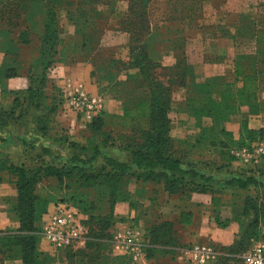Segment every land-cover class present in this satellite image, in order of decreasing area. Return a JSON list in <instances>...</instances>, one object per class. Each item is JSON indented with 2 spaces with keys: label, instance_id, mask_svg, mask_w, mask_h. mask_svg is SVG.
Segmentation results:
<instances>
[{
  "label": "rangeland",
  "instance_id": "1",
  "mask_svg": "<svg viewBox=\"0 0 264 264\" xmlns=\"http://www.w3.org/2000/svg\"><path fill=\"white\" fill-rule=\"evenodd\" d=\"M12 1L0 0V7ZM15 1L17 4L20 0ZM81 2L77 5L76 0H71L68 10L64 6L55 10L52 26L56 32V39L50 40L53 44L50 45L49 52L46 50L49 46L47 42L49 38L47 37L45 42L43 38V42H40L42 20L39 16H30L33 23L31 30L25 35L26 43H21L18 35L30 20L25 21L23 25L21 22L24 20V15H22L19 20H14L17 23L15 27L0 21V71L5 64L14 61L13 66L19 69L21 74L10 78L26 79L24 71L32 59H35L32 67L35 65L36 73L39 74L42 67L40 49L43 56L53 54V59L60 61L50 63L48 70L60 63L90 67L92 85H95L93 89H85L83 84H77L76 87L80 85L84 93L99 101L100 110L95 116L101 115L99 128L109 135L105 153L119 161H125L129 157L124 146L130 138L141 141V132L138 130H142L143 124L136 125L132 121L122 119L121 114L105 112L101 98L110 96L121 99V97L142 96L147 95L152 88L168 87L164 88L165 92L168 90L169 99L167 116L171 122L176 121L178 125L180 123V128L184 130V138L172 139L171 149L185 162L195 163L198 169L214 177L217 184H213V188L219 195L221 194L223 200V203L220 202L214 210L215 213L210 215L213 225L221 234L215 235L214 241L201 238L196 243L205 245L211 243L209 246L218 258L214 264H240L239 255L247 249L256 232L264 231V184L256 187V190H249L250 194H248L249 191L235 190L226 186L224 181L233 175H246L248 171L256 172L255 176L259 179L264 178V173H259L264 169V131L259 135L242 131L238 136L236 135L237 137L217 135L218 123H213L214 121L209 117L202 119L198 115L195 117L193 111L185 108L184 102L190 97L202 100L216 95V92L206 94L202 91L201 84L209 78L202 80L201 72L195 69L204 57L208 59L207 57L212 54L207 47L204 48L205 52H201V35L210 38L218 33L234 34L236 36L234 56L239 54L250 56L256 53L255 59L246 62L247 67L264 70V53H261L264 51H258L257 45L258 30L264 28L260 24L264 20V0H203L200 8L194 5L193 0H81ZM6 8L1 7V12L7 10ZM238 9L240 12H235ZM204 40L207 42L208 39ZM170 57L173 59L172 65L167 64ZM186 59L190 66L185 73H182L183 82H179ZM153 62L159 63V66H153ZM141 67H145L146 70L142 71ZM207 69L210 67L207 66ZM139 72L140 78L144 79L142 87L136 86L140 78L137 76L135 79L132 78L134 73ZM142 75H145V78ZM27 83L26 79V88ZM146 83L150 85V89H146ZM151 83H157L159 86ZM0 85L2 87V82ZM26 88L9 92L10 100L15 97L19 99L17 105L12 102L16 107L12 112L13 117L20 115L19 121H25L27 126L30 124V117L35 118V126L37 124L40 128H47L48 132L52 129L53 131L48 136L51 142L46 144V147H42L41 144L32 145L27 140H23L24 138L20 140L18 136L21 148L14 152L16 164H22L29 171L41 175L42 169L47 165L53 164L57 167L66 165L72 154L86 158L87 153L77 150L67 152L66 149L55 147L54 141L61 137L62 133H54V131L57 129L64 132L74 129L73 137L79 147L86 143L87 137L93 132V128H88V125L94 116L88 118L84 113H75L62 103V109H58L54 115L51 113L48 120L47 109L52 106L51 93L56 94L55 87L45 80L46 92L42 98L37 94L32 106L24 98L23 92ZM2 96L1 106H3ZM261 98L264 99V93L261 94ZM37 102L41 104L38 107L40 116L33 111ZM3 107L1 109H4ZM58 113L60 116L62 113L71 114L73 124L68 120L57 118ZM201 133H203L202 137H200ZM0 143L6 144L7 140L0 138ZM257 147L262 149L259 153H255ZM101 162L99 158L92 165L86 166L85 174H91V169L99 170ZM3 178L5 179L4 176ZM8 179L14 178L8 176ZM117 185H120V193L125 198L112 205L117 221L95 240L94 232L91 231L93 224L90 223L92 215L90 213L100 208L102 213L107 210L106 203L95 197V185H91L88 180L77 178L60 179L43 176L39 179L33 193L47 201L44 212L36 222L39 238L41 222L45 215L65 204L77 210L80 222L86 230L80 242L65 250L60 249L52 253L55 257L53 263H50L48 256H45V252H51L48 246L44 245L42 249L39 240L37 249L42 253L43 264H120L121 260L130 264L127 255L121 249V243H118L121 237L117 235L119 229L115 225L126 219L128 223L125 229L136 227L142 232L144 229L142 220L148 215V201H140L135 194L140 191L153 198L161 194L162 187L153 182L137 181L135 177L129 175L124 176L120 182L116 181V187H110V190L115 191ZM124 206L129 216L119 217V210L122 211ZM139 209L141 213L137 215ZM131 210H137L134 216H131ZM169 233L172 237L177 236L182 239L186 232L173 225ZM140 261L143 260L135 264ZM15 264H21L18 257Z\"/></svg>",
  "mask_w": 264,
  "mask_h": 264
},
{
  "label": "trees",
  "instance_id": "2",
  "mask_svg": "<svg viewBox=\"0 0 264 264\" xmlns=\"http://www.w3.org/2000/svg\"><path fill=\"white\" fill-rule=\"evenodd\" d=\"M69 1L71 0H20L15 4L16 1L13 0L10 4H6V6L1 5L2 9L4 7L9 8H6L7 10H2V12L0 10V21H5L8 26L15 27L17 23L14 20H19L22 15H24V20L21 22L23 25L25 24V21L28 22L30 20L27 25L24 26V29H21L22 31H20V34L18 35V40H20L21 43H26L24 40L26 37L25 35H27V31L31 30V24L33 23L31 20L32 17L30 18V16H39L42 20L40 26V42H43V38L44 42L47 37L49 38L47 41L49 46L46 48L49 52L51 51L50 45L53 44L50 43V40L56 39V32L52 26V20L55 17V10L60 6H64L66 7V10H68ZM202 1L203 0H193L194 5H197L198 8H200V3ZM81 3V0H76L77 5ZM16 8H18L17 11ZM260 24L264 26V20H262ZM258 34V51H264V49H261L264 48L261 47L264 45V28L259 29ZM233 36L236 38L234 34ZM44 45L46 46V43H44ZM41 50L42 49H40L39 56L42 59V63L40 64L42 66L41 72L37 74L35 70L36 66L34 65L32 67V63L35 59H32L31 63L27 66V69L24 71L28 83L23 94L27 103L31 106L33 105V100L37 94L38 97L42 98L43 94L46 92L45 80L48 81L47 70L50 63L60 62L57 59H53V54L43 56ZM255 56L256 53L255 55L250 56L239 54L234 57L235 78L241 83L239 90L230 83L222 82L215 77H211L212 79L209 78L208 81L202 83L200 88L202 91H205L204 93L206 94L216 92L219 98H215L214 95H212V98H204L202 100L197 97H190L184 102L185 108L193 111L195 117H197V115L198 117L200 116L199 118L201 119L209 117L214 121L213 123H218L216 126L218 132L217 135L225 134L227 136H232L230 133L220 129L219 125L221 122L230 119L231 116L239 110L240 106L248 105L264 107V99H262L261 96H259V99L257 98L258 88L262 87V89H264V70H254V67H251L250 69L246 64L247 61L255 59ZM148 62L150 61L148 60ZM13 65L14 61L5 64L2 71L4 78H10L21 74L19 69ZM153 66H159V63L153 62ZM189 66L190 65L187 61L186 63H183V72H181V76H179V78H181L179 82H183L182 73H185V70L189 69ZM141 69L142 71L146 70L145 67H141ZM140 75V72L136 74L134 73L132 78L135 79L136 76L140 78ZM142 76L145 78V75ZM143 82L144 79L140 78L136 86L142 87L141 85ZM145 87L146 89H150V85H147V83ZM160 87L161 88L159 89L157 87L150 89L147 95L130 96L129 98L117 96L121 97V100H123V112L121 118L128 122L132 121L136 125L143 124L142 130H138L141 132V141L130 138L124 146V149L129 155L125 161H119L116 158L106 155L105 150L107 149L106 146L109 142V135L105 131H101L99 128L101 125V123H99L101 122V115L94 116L88 125V128H93V132L87 137L84 145L78 147L76 140L71 139L67 135H61V137L54 141L56 144L67 146L71 151L77 150L82 153H87V157L85 158L72 154L68 158L66 165L60 167L53 164L47 165L42 169L41 175L29 171L22 164L12 162L8 154L0 151V173H6L7 176L14 178L11 179V182L14 184L17 192L13 201H10L11 203L9 202L10 205L8 204V210L18 221L19 227L15 233H6L0 236V244L8 249L9 257L15 259L18 257L21 260V264H43V259L41 258L42 253L37 249L40 238L36 232V222L40 219L42 212H44L47 201L46 199L41 198L38 194L33 193L35 185L43 176L60 179L77 178L84 181L88 180L91 185H95L94 191L96 199L99 197V199L104 201L107 205V210L104 213H102L101 208H94L95 210L90 213L92 214L90 223L93 224V230L91 231L94 232L93 235L95 240L100 238L99 236L105 229L112 227V224L117 221L113 214L114 209L112 205L117 201L125 200V198L124 195L120 193V185H117V189H119H116L115 191H111L110 187L113 188L116 181L120 182L121 179L127 175L133 176L137 181L140 180L144 183L153 182L160 184L162 191L167 192L168 194H181L183 196H188L189 192L192 191L198 193H210L212 195V206L215 209L219 206L221 197L218 195V191L213 188V184H217L216 179L198 169L195 163L185 162L180 155H176L175 151L171 149L173 138L169 136L171 121L167 116V111L169 109V99L167 96L168 90L165 92L164 89L168 87ZM2 89L3 95L5 93L3 86ZM54 90L56 91V94L51 93L52 106L47 109L48 115H46V118L48 120L51 113L54 115L58 109H62L63 99L61 91L56 87ZM262 93H264V91H262L261 94ZM18 100L19 99L16 97L13 99L15 105H17ZM40 105L41 104L37 102L35 103L36 107H33V111L37 116H40V110L38 108ZM15 108L16 107L13 104L9 109H1L0 107V129H6L10 125L19 121L20 115H15L16 117H13L12 114ZM35 120L36 119L34 118V122ZM35 128L42 134H46L49 131L45 127H38L37 124ZM242 131L259 135L264 129L250 131L247 130L246 124L242 123ZM202 136L203 133L200 134V137ZM99 158L102 160L99 170L91 169V174L88 173V175H86V166L92 165ZM260 171H264V169H261ZM212 181L213 184H211ZM250 183L257 185V183L259 184L260 182L254 181V179L251 178L242 181L239 177L234 176L228 177L224 181L226 186L231 187L232 185H236L241 190L246 188ZM214 193L217 195H214ZM190 218V211H181L179 222L181 224L188 223ZM173 225L172 222H164L158 226L152 227V230H150V228L147 230L145 229L144 238L146 239L150 235V241L152 243H176L175 236L172 237L169 233L173 228ZM259 236L260 232H256L251 241L258 239ZM70 247H66L62 250ZM45 256H48L50 263L55 262V257L53 255L45 252ZM145 257H149V251L147 248ZM120 264H128V262L121 260Z\"/></svg>",
  "mask_w": 264,
  "mask_h": 264
},
{
  "label": "crops",
  "instance_id": "3",
  "mask_svg": "<svg viewBox=\"0 0 264 264\" xmlns=\"http://www.w3.org/2000/svg\"><path fill=\"white\" fill-rule=\"evenodd\" d=\"M231 12V11H230ZM235 12H240L238 9ZM237 14V13H236ZM200 50L205 52L208 48L212 52L210 56L206 59L205 57L200 61V65L195 68L196 71H200L202 74L201 79H207L210 77H215L219 81L232 84L237 90H239L241 83L236 80L234 73V45L236 38L232 33H218L213 37L206 38L203 35L200 37ZM204 39H208L205 42ZM210 40V41H209ZM187 61V59H186ZM173 59L170 57L167 64L172 65ZM207 66L210 69H207ZM3 69L0 71V80L2 86L5 89V93L2 96L3 107L4 109H9L12 106L13 100L9 99V92L11 90H23L26 88V79L23 77L16 78H4ZM210 71V73H209ZM48 83L51 86L56 87L60 91H65L72 89L77 84H83L84 88L93 89L92 77L90 76V67L86 65L74 64V65H65V64H56L47 71ZM209 76V77H208ZM95 86V85H94ZM264 91L262 87L258 88L259 99L261 92ZM215 98H219L216 94ZM1 101V102H2ZM102 107L105 112L112 114L120 115L123 112V100L114 97H105L101 98ZM56 116L60 120H68L73 124V117L71 114L62 113L61 116ZM57 119V120H59ZM73 119V118H72ZM76 121V116L74 117ZM25 121H18L15 124L10 125L8 128L0 131V138H5L7 143H0V151L8 154L10 160L16 163V157L14 152L20 150L19 138L22 140H27L32 145L41 144L42 147H46V144H50L48 136L51 135V131L46 134H42L35 128L34 119L30 117L29 126L25 125ZM242 123L246 124L247 130L258 131L264 129V107L261 106H248L242 105L239 107V110L231 116L230 119L220 123L219 128L225 132L230 133L231 135L237 137L242 132ZM62 126V125H61ZM179 127V129H178ZM175 122H171L169 129V136L171 138H184V130ZM74 129H68V131H57L61 132L62 135H67L71 139L75 140L73 137ZM12 135H9L10 133ZM6 135V136H5ZM237 135V136H236ZM55 147L59 149H66L67 152L71 151L65 145H59L54 142ZM14 150V151H13ZM254 171H248L246 175H233L234 177H239L242 181H245L247 178L254 179V181H259L264 183V178L259 179L255 176ZM259 173H264V171H259ZM0 236L6 233H15L19 227L18 221L15 219L14 215L8 210V203L13 201L16 197L17 192L14 184L11 182V179H8L6 173H0ZM5 177V179L3 178ZM218 180V178H217ZM219 182V181H218ZM221 183V182H219ZM250 183L243 190H256L258 185ZM213 184V181L211 182ZM235 190H241L236 185L231 186ZM250 194V191L249 193ZM137 198L140 201H148V215L144 216L142 220L143 227L142 232L146 229L152 230V227L158 226L164 222H172L184 233L182 239L179 237L176 238V243H152L150 241V235L145 239L146 248L149 251V257L143 259L138 264H194L191 261V253L195 246L201 245L199 242L201 238H207L208 240L214 241L215 235L221 234L220 230L213 225V221L210 217L211 214H214L215 208L212 206V195L210 193H198V192H189L188 196H183L181 194H168L167 192L161 191V194L156 195L153 198H150L147 194H143L138 191L136 194ZM214 195H217L214 193ZM219 195V194H218ZM221 195V194H220ZM221 203L223 200L221 198ZM139 204V203H138ZM136 204V205H138ZM125 206L122 211L119 210V217L125 216L128 217L129 212L125 210ZM133 209V208H132ZM137 211V210H135ZM134 210H131V216H134L136 213ZM181 211H190L191 218L188 223L181 224L180 212ZM140 209L137 212L139 215ZM202 218V219H200ZM123 221L117 223L115 226L119 229L116 233H122L125 230L127 225V220L122 219ZM126 220V221H125ZM125 221V222H124ZM124 222V223H123ZM113 230H116L112 228ZM111 229V230H112ZM112 230V231H113ZM141 231V229H140ZM211 246V243H208ZM46 245L40 241V247ZM145 248V253H146ZM47 250V247H45ZM4 253V255L2 254ZM8 249L0 244V264H15L16 259L8 256ZM217 255H213L205 264H214L217 261Z\"/></svg>",
  "mask_w": 264,
  "mask_h": 264
},
{
  "label": "built area",
  "instance_id": "4",
  "mask_svg": "<svg viewBox=\"0 0 264 264\" xmlns=\"http://www.w3.org/2000/svg\"><path fill=\"white\" fill-rule=\"evenodd\" d=\"M2 91L0 85V97ZM62 99L68 109L75 113H84L88 118H92L100 110V103L97 98L84 93L80 85L63 91ZM261 150L260 147H257L255 153H259ZM85 233L86 230L80 222L77 210L65 204L56 207L51 213L45 215L41 222L40 241L48 246V250L51 251L49 253L52 254L80 242ZM117 235L121 237L118 243H121V249L127 255L130 264L145 259L144 233L133 227L126 228ZM214 254L209 245H197L192 250L191 261L195 264H203ZM239 260L240 264H264V231L260 232L258 239L251 241L248 249L239 255Z\"/></svg>",
  "mask_w": 264,
  "mask_h": 264
}]
</instances>
